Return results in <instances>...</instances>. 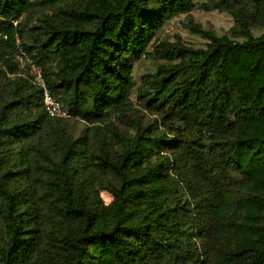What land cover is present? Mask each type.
<instances>
[{"label": "trees", "instance_id": "16d2710c", "mask_svg": "<svg viewBox=\"0 0 264 264\" xmlns=\"http://www.w3.org/2000/svg\"><path fill=\"white\" fill-rule=\"evenodd\" d=\"M197 5L229 32L155 40ZM0 219V264H264V0H0Z\"/></svg>", "mask_w": 264, "mask_h": 264}, {"label": "rangeland", "instance_id": "374dc122", "mask_svg": "<svg viewBox=\"0 0 264 264\" xmlns=\"http://www.w3.org/2000/svg\"><path fill=\"white\" fill-rule=\"evenodd\" d=\"M232 25L233 19L229 13L216 9L209 10L197 5L190 12L181 13L169 19L160 28L155 40L157 39L158 43L160 41H169L177 45L203 47L206 45L208 40L204 33L196 30L197 27L201 30L222 35L228 33ZM156 44H151L149 47L150 53L139 60H135L134 62L133 76L137 81V85L143 83L142 78L144 75L155 72L158 65L166 63V59L161 55V52L156 50ZM27 68L31 74L35 75V66H27ZM134 99L136 101L135 107L138 110L136 114L141 119L143 124L147 125L149 123H153L152 126H154L157 121L160 128L164 129L161 123V118L157 114L143 107L141 100L136 98V92L134 93ZM88 126L90 125L85 121L78 119H71L68 122L69 131L76 137L85 133L84 130ZM120 126L123 129H126L125 133H127V135H129V132H132L131 130L129 131L126 126ZM189 131L194 137L199 139H206L208 136L206 132L196 128H191ZM102 196L106 203L110 202L112 199V196L106 191L102 192ZM2 226L3 223L0 219V237L2 235Z\"/></svg>", "mask_w": 264, "mask_h": 264}, {"label": "built area", "instance_id": "2783aa9c", "mask_svg": "<svg viewBox=\"0 0 264 264\" xmlns=\"http://www.w3.org/2000/svg\"><path fill=\"white\" fill-rule=\"evenodd\" d=\"M14 23L16 24L17 22L14 21ZM35 70L36 81L44 88V104L47 113L51 117H70L71 114L69 110L65 108L63 104L57 100L47 89L41 70L37 67Z\"/></svg>", "mask_w": 264, "mask_h": 264}]
</instances>
